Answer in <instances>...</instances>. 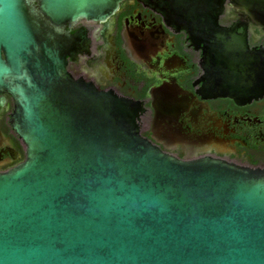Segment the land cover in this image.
<instances>
[{"label":"water","instance_id":"obj_1","mask_svg":"<svg viewBox=\"0 0 264 264\" xmlns=\"http://www.w3.org/2000/svg\"><path fill=\"white\" fill-rule=\"evenodd\" d=\"M122 0H0V92L25 157L0 171V264H264V168L180 159L141 134V100L66 69V24ZM201 50L199 92L264 96V0H141ZM241 29L239 31L238 29Z\"/></svg>","mask_w":264,"mask_h":264},{"label":"flooded vegetation","instance_id":"obj_2","mask_svg":"<svg viewBox=\"0 0 264 264\" xmlns=\"http://www.w3.org/2000/svg\"><path fill=\"white\" fill-rule=\"evenodd\" d=\"M223 11V25L243 20L229 0ZM66 29V69L100 90L143 101L141 134L163 151L264 168V96L244 104L203 96L201 50L156 10L141 0H122L105 21L79 19ZM247 36L251 48L264 46V26L250 23ZM13 108L12 96L0 92V171L25 157L10 122Z\"/></svg>","mask_w":264,"mask_h":264}]
</instances>
